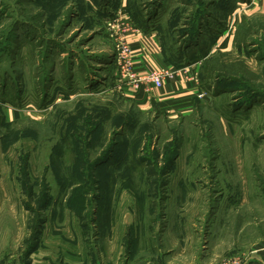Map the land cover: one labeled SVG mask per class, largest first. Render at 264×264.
Masks as SVG:
<instances>
[{
    "label": "rangeland",
    "instance_id": "rangeland-1",
    "mask_svg": "<svg viewBox=\"0 0 264 264\" xmlns=\"http://www.w3.org/2000/svg\"><path fill=\"white\" fill-rule=\"evenodd\" d=\"M154 1L0 0V264H38L44 232L57 264L85 235L102 250L103 232L106 259L121 242L149 264L262 255L264 0H161L149 23L170 57L202 35L186 59L242 5L185 114L143 109L116 82L110 24L126 9L138 26Z\"/></svg>",
    "mask_w": 264,
    "mask_h": 264
},
{
    "label": "crops",
    "instance_id": "crops-1",
    "mask_svg": "<svg viewBox=\"0 0 264 264\" xmlns=\"http://www.w3.org/2000/svg\"><path fill=\"white\" fill-rule=\"evenodd\" d=\"M128 40L135 51L139 70L150 68L160 69L162 67L171 68L174 66L168 63L163 55L161 38L157 29L146 32L140 28L136 33L130 34ZM231 44L232 38L229 36L221 45L217 43V47L219 45V48L229 49ZM201 66L202 62L198 63V61L181 67L174 66L177 70V74L173 78L166 79L162 88H152L149 92H142L140 94H135V92L129 90L131 94L127 96L131 99H135L143 109L153 110L157 108L167 113H188L194 109L197 101L205 96L201 87V82L193 79L196 73L200 75ZM134 228L135 224H130L128 226L129 230ZM84 232H86V230ZM103 233L100 235L102 250L100 249V244L97 243L98 239L94 241L85 235L86 237L82 240L85 243V250L82 252L77 249L79 247L75 249H65L64 253L59 258L58 264H149L143 262L139 258H135L131 243H129L127 249L124 251V243L121 242L122 248L116 246V249L113 248V250H111L109 259L104 258L102 255L103 249L106 245V247L111 245V238H107V240L104 241L105 236ZM44 236L45 232L43 234L42 243L38 246V249L35 250L36 252H33L32 257L34 255L37 256L38 264H57L54 262L57 261L56 258H54L53 261L51 260L52 258L49 255L51 253L48 251L49 248L47 247L51 238L46 242ZM56 237L57 235H53L51 240L52 243L56 240ZM64 240H67L74 246L79 245L80 242L77 237H74L72 240L64 238ZM59 252L61 255L62 252L58 250V253ZM261 254V256L249 262V264H264V248ZM34 262L35 261L30 264H34Z\"/></svg>",
    "mask_w": 264,
    "mask_h": 264
},
{
    "label": "built area",
    "instance_id": "built-area-1",
    "mask_svg": "<svg viewBox=\"0 0 264 264\" xmlns=\"http://www.w3.org/2000/svg\"><path fill=\"white\" fill-rule=\"evenodd\" d=\"M241 6V4H237L236 11L232 14L230 24L227 26L225 34L218 42L219 45L233 33V21L239 12L237 10L242 9ZM110 26L116 50V82L119 91H122L125 95L131 94L129 90H132L135 94H140L142 92L146 93L152 88H162L166 79L175 77L177 70L174 66L171 68L162 67L160 69H138L135 51L128 40V36L139 31L140 27L136 26L133 19L128 16L126 9L119 11L117 17L112 21ZM201 62L202 61H198V63ZM193 79L199 80L198 73L193 76ZM203 93L205 94L204 89ZM233 264H235V262H233Z\"/></svg>",
    "mask_w": 264,
    "mask_h": 264
},
{
    "label": "trees",
    "instance_id": "trees-1",
    "mask_svg": "<svg viewBox=\"0 0 264 264\" xmlns=\"http://www.w3.org/2000/svg\"><path fill=\"white\" fill-rule=\"evenodd\" d=\"M154 2H155L154 4H156V7L155 6H152L151 7V11L148 12V15L149 16H152V18H150L148 16V18L147 17L144 18L142 20V22H140L138 24V26L141 27L146 32H149V31L153 30V27H152V25H150L149 21H151L153 19V16H155L157 14V9L161 6V0H156ZM234 3L231 5V7L234 6ZM200 22H201V20H200ZM201 23H199V26L201 25ZM199 34H201V33H199ZM218 35H217V38L213 39L212 42H209V45L206 46L207 48H206V50L203 53L204 55L198 53L197 56H199V57L193 58V59L189 58V55H188L187 56V59H186V58H184L185 57L184 56V51L190 52V50H191V53L190 54H194L197 51V47H199L201 45L200 42H199V39H200V36H202V35H198V37L196 39L192 38L191 40H188L186 43L184 42L185 43L184 47L179 46V48H177V50L175 51L174 57L172 58V57H170V55H168L167 50H165V47L167 46L166 43H165V38H164V35H162L160 33L163 55L165 56V59H166V61L168 63L173 64L176 67H181V66L186 65V64H191L193 62H196L198 60H201V58H203L204 59L203 62H205V60H207V57H208L209 53L211 52L212 47L216 43H218V40L220 39V36L222 35V33H218ZM200 74L202 75V71H200ZM205 87L208 88V86H205ZM34 249H36V248H33L31 250H28L27 254H30Z\"/></svg>",
    "mask_w": 264,
    "mask_h": 264
}]
</instances>
